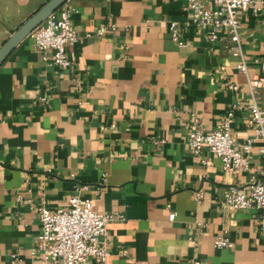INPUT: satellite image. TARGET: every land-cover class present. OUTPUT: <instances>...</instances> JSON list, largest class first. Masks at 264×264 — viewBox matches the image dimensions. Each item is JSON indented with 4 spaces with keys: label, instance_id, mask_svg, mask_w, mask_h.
Returning a JSON list of instances; mask_svg holds the SVG:
<instances>
[{
    "label": "crops",
    "instance_id": "1",
    "mask_svg": "<svg viewBox=\"0 0 264 264\" xmlns=\"http://www.w3.org/2000/svg\"><path fill=\"white\" fill-rule=\"evenodd\" d=\"M44 1L0 0V44ZM261 1L257 14L238 18L240 52L261 81L264 108ZM59 8L70 11L75 32L67 67L43 62L28 36L0 64V264H48L31 253L36 208L65 207L72 194L122 216L106 224L104 264H264L257 212L219 204L226 186L261 179L258 143L235 174L186 143L192 114L210 131L244 97L227 37L204 39L188 22L186 0H66ZM172 20L184 46L169 37ZM246 119L234 111L235 147L252 134ZM217 234L231 247L215 248Z\"/></svg>",
    "mask_w": 264,
    "mask_h": 264
},
{
    "label": "built area",
    "instance_id": "2",
    "mask_svg": "<svg viewBox=\"0 0 264 264\" xmlns=\"http://www.w3.org/2000/svg\"><path fill=\"white\" fill-rule=\"evenodd\" d=\"M261 0H186L189 24L203 30V38L215 41L222 34L227 37L225 47L239 60L235 68L245 76L246 90L242 100L233 101L225 111V116L210 131H204L199 118L192 114L188 125L186 143L190 150L199 156L206 149L220 161L223 171L235 174L246 167L245 155L253 142H257V152L264 158V108L259 104L258 89L261 81L256 76H249L246 63L240 52V22L238 13L250 12L255 15L260 10ZM105 27L95 30L97 35ZM170 39L178 46H184L179 36L176 21L167 26ZM27 36L39 52L43 62H50L65 68L70 61L65 54V45L75 40L70 11L57 8L34 27ZM226 88L236 91L237 85L227 81ZM246 111V126L252 129L250 137L238 147L234 146L230 124L234 111ZM204 163L203 158L199 159ZM261 179L247 182L244 186L230 184L222 192L221 206L232 209L252 208L257 212V226L264 231V169ZM199 198L196 194L195 199ZM40 224L31 253H37L48 264H88L93 259L96 264H104L108 249L103 243L106 224L114 218L122 219L120 214L94 211L92 200L77 194L68 197L65 207L36 208ZM173 212L167 216L172 219ZM215 248L231 247L232 243L224 234L213 238ZM14 261V254H11ZM193 260L191 264H197Z\"/></svg>",
    "mask_w": 264,
    "mask_h": 264
},
{
    "label": "water",
    "instance_id": "3",
    "mask_svg": "<svg viewBox=\"0 0 264 264\" xmlns=\"http://www.w3.org/2000/svg\"><path fill=\"white\" fill-rule=\"evenodd\" d=\"M66 0H45L24 21H22L0 44V64L27 34L51 12L59 8Z\"/></svg>",
    "mask_w": 264,
    "mask_h": 264
}]
</instances>
